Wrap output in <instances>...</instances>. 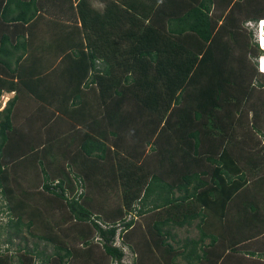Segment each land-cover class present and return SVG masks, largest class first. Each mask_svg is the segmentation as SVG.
Returning <instances> with one entry per match:
<instances>
[{"label": "trees", "instance_id": "1", "mask_svg": "<svg viewBox=\"0 0 264 264\" xmlns=\"http://www.w3.org/2000/svg\"><path fill=\"white\" fill-rule=\"evenodd\" d=\"M263 5L0 0V96L15 93L0 110L7 242L24 228L38 240L32 248L27 241L16 245L17 264H75L76 255L95 254L91 230L63 237L72 231L62 228L70 217L90 221L117 264H126L122 248L114 245L117 233L139 257L148 253L149 264H175L166 242L173 236L169 228L195 220L198 237L183 242L188 264L208 259L214 244L209 264L238 251L244 224L237 223L239 215L230 217L231 206L242 214L235 195L264 188V73L254 82L256 64L245 74L244 56L233 49L246 46L244 32H253L245 22L264 19ZM91 184L118 185L119 206L94 214L102 208L91 211L92 199L83 197ZM36 193L41 199L34 203ZM48 207L61 209L56 220L40 217ZM132 212L146 221L154 216L151 227L163 237L168 263L150 252L158 242L147 229L130 241L138 224ZM35 221L48 228L32 231ZM41 242L51 251L39 248ZM4 251L0 264H13L10 249Z\"/></svg>", "mask_w": 264, "mask_h": 264}, {"label": "rangeland", "instance_id": "2", "mask_svg": "<svg viewBox=\"0 0 264 264\" xmlns=\"http://www.w3.org/2000/svg\"><path fill=\"white\" fill-rule=\"evenodd\" d=\"M99 7H101V4H98V8ZM261 17H263V16H261ZM260 18H258L257 20H247L245 22V24L251 28ZM252 29H254V32L252 31L253 32L252 34H250L251 32L248 30V28L244 32L245 38L243 37L242 42L246 43V46H243L242 49H240V50H239V47H235L233 49V52L235 54L239 53L238 54L239 56H237V57H240L241 54L244 56V57L243 56L242 57L244 58L245 62L247 63L246 67L244 66V71H246L245 74H247L250 71L251 66L256 64L255 66L257 67V64H258L257 63V56L261 53V51L258 52L256 47L254 46V39H256L257 34L255 31L256 28L254 27ZM234 65L235 66L237 65L236 62L234 63ZM262 68L264 69L263 66H262ZM257 71H258L257 74L252 75L254 77L252 79L254 82L256 80H259V79L261 80V78H263L260 71L258 69H257ZM258 92H256V93H258ZM256 93H255V97H256ZM260 95H261V93L259 92V94H258L259 98H260ZM10 96H11L10 94L5 95V97L3 98V101L7 100ZM0 106H2V105L0 104ZM248 112H249V114L247 116L249 119V116L251 115V110ZM261 117H262V123L261 124H263L264 123V112H262ZM36 128L38 129V127H36ZM260 128L262 131H264V127H260ZM123 135L125 136V134H123ZM129 136H131V134ZM258 139H259V141L261 140L260 138H258ZM262 140H264V139H262ZM259 143L261 144V142H259ZM263 146H264V144H263ZM21 170L24 171L23 169H21ZM21 170H19V171H21ZM30 176L32 177L31 178L32 181L36 180V174L34 173V170ZM38 188L40 189V187H38ZM262 189L263 190H260V191L257 190L256 191L251 187V188L245 189V191L243 190L241 197L235 195V201L234 202L239 203L240 209H242V214L239 213L237 208H235L234 206H231V208L233 207L235 210H233V209L231 210L230 217H233V219H234L237 215H239L238 221L236 220L237 223L239 221H245V223L241 222V224H244V226H241V230H240L241 232H239V237H238L239 241H238V245H236L238 251L241 249H247L249 247H252V249H254V250H256V249L261 250L257 246L260 245L261 240H264V224H263V221H260V219L264 217V188H262ZM120 191L121 190H120L118 185H114V187L111 188V187H107L105 185H99V186L94 185V186H92V184H91L90 186H88V189L86 188V191L84 189L83 197H85L87 199H92V202L88 206L91 211L99 209V207L102 208L99 212H94V214H99L100 215L99 217H101V215H102L101 213H102L104 208L114 210L115 208H117L119 206L120 200H118V195H119ZM32 196H33L32 199H33L34 203L36 202L34 200L37 199L39 202V199H41L40 193H36ZM69 196H70V194H69ZM236 197H237V199H236ZM33 202L31 201V203H33ZM250 204L255 208L254 210H249ZM4 206H5V201H4L3 197L0 195V254L4 251V249L9 248L10 251L9 252L6 251V254L8 256L12 255L13 264H17L16 259H17V255L19 253L16 250V245H18L19 242L21 243V245H24L25 244L24 241H27V244H26L27 247L32 248L33 243L37 242L38 240H37V238L30 236L28 231L24 228L18 237H16V236L13 237L12 243H8L7 242L8 230H7V226H6L7 217H6V213L3 211ZM37 206H41L40 203ZM37 206H36V208H37ZM48 208H43L42 214L40 215V217H46V214H48L47 215L48 219L56 220L58 218V215L56 214V212L60 211L61 209L50 208V207H48ZM52 212H54V214H56L55 218L53 217ZM64 212L66 213L67 211H64ZM132 214H134V213L132 212ZM132 216L138 222V224H137V228L135 230H132L130 241L132 242L137 237L139 238V235L140 234L142 235V231L147 229L146 234L148 237H150V240L153 241V238H154V239H157V242H158V245H156L155 242H152L153 247H152L150 252H153L154 255L159 254L161 257L160 260L163 263L164 262L168 263L170 255L167 254V251L165 250L166 245L164 244L165 246H163V245L160 246V243H159V239H161L163 237L157 236L155 234V231L151 227L154 216L150 217L148 219L146 218L147 221L144 219L145 218L144 216L141 217V216H138L135 214ZM70 218H69L68 222H66L63 225V226H68V227H62V226L61 227L67 228V229L70 228V229H72V231H70L67 234L68 236L65 235L63 237L70 240L71 234L75 231L78 234V232H80V230L81 231L82 230H84V231L91 230L92 234L89 237V239L92 236L94 237L92 239V241L95 243V246L93 248V252L95 254H97V256H99V257H97L95 254L90 255L88 253L87 254L86 253L85 254L84 253L78 254L74 257L75 264H98V262L100 260H102L100 258V256H104V264H116L115 263L116 261L104 252L103 246H102V241L98 237L95 229L92 227L91 222L90 221L75 222L73 219H70ZM94 218H96V217H94ZM125 219L126 220L130 219V214H128L125 217ZM233 219H231L230 222ZM25 220H27L26 217H25ZM45 220H47V219L45 218ZM51 222H50V225L52 226L51 229L53 231L52 233L54 234L56 229H54L53 224H51ZM197 222H198V220H195V221H193V223L191 225H184L182 227L176 226L174 228H171V227L169 228L171 230V234H173V236L172 237L171 236L166 237L167 238L166 242H168L174 248L173 249L174 253H172V254L174 255V263L175 264H188L182 256L183 252H187L186 248H184V246H183V242L186 238L191 239V238H197L198 237V229L196 227ZM249 222H250V225H248ZM101 223L104 224V222H101ZM80 226H81V229H78V228H80ZM71 227H73V228H71ZM134 227H135V225H134ZM47 228H48V225L46 224V222L43 223V221L40 223L35 221L34 224L31 226V230L34 232H36V231L39 232L40 230L43 232ZM152 235H153V237H152ZM22 236H24L23 241H21V238H20ZM73 236H74V234H73ZM74 239L77 240L76 237ZM75 240H71V241L76 242ZM115 241H116L115 244L118 245L119 247H122V249L124 250L123 251L124 256L122 258L123 259L122 262H124L126 264H133L134 263L133 258H135L137 255L139 257L140 254L133 252L127 244H124L123 238L119 237L118 234H116ZM43 242H41V244H39V248H41V247L45 248L43 245ZM208 242H209V240L205 239V244H208ZM44 243H46V242H44ZM75 245H76V247L79 246V248H80L82 246V243L80 241H77V243H75ZM137 246H138L137 250L141 251L140 250V244H138ZM217 246L218 245H216V244L211 246L208 250L209 251V258L206 260L203 259L200 261V263H197V264H209L213 258L212 252L214 250H216ZM20 247H22V246H20ZM83 247H85V246H83ZM45 251H46V253L50 252L51 251V245H48L45 248ZM198 251L201 253L200 250H198ZM238 251L233 252L232 255H225L224 259H220V260H222V262L221 261H218V262H221V264H236L237 258H238L237 256L239 255ZM11 253H13V254H11ZM143 256L141 255V257H139V261L137 264H149L148 253L146 254V256H144V257ZM248 258L249 259L247 261H251V263H249V264H252L253 261L256 262V260L253 259V257L251 255ZM68 264H72V261L69 262ZM239 264H245V263H243L240 260Z\"/></svg>", "mask_w": 264, "mask_h": 264}, {"label": "crops", "instance_id": "3", "mask_svg": "<svg viewBox=\"0 0 264 264\" xmlns=\"http://www.w3.org/2000/svg\"><path fill=\"white\" fill-rule=\"evenodd\" d=\"M42 14V13H41ZM46 17H47V19H48V17L49 16H47L46 15ZM49 20V19H48ZM46 26V25H45ZM47 28V27H46ZM13 29V28H12ZM48 30H49V28H47ZM7 94H10L11 96L7 99V100H5V101H3V98L5 97V95H7ZM14 91H10V92H7V91H3L2 92V94H1V96H0V104L2 105V106H0V110L1 109H3L4 107H5V105H6V103H7V101H9L13 96H14ZM25 107V106H24ZM35 107L36 106H34V105H32V108H31V111H33L34 109H35ZM19 110H20V107L18 108ZM30 111V112H31ZM255 208L250 204L249 205V210H254ZM263 219V220H262ZM260 221H263V224H264V217L263 218H261L260 219ZM241 222H243V223H245V221H240V223ZM238 224H239V222H238ZM248 225H250V222L248 223ZM258 248H260L261 250H258V249H256V250H254V249H252V247H249V248H247V249H241V250H239L238 251V253H239V255L237 256L238 258H237V263L236 264H239V261L238 260H241L243 263H245V264H249V263H251V261H247L249 258L248 257H250V255L253 257V259H255L256 260V262H254L253 261V263L254 264H263V263H260V261L262 262V260L264 259V240H261L260 241V245L259 246H257ZM256 255V256H255ZM258 261V262H257ZM252 263V264H253Z\"/></svg>", "mask_w": 264, "mask_h": 264}, {"label": "clouds", "instance_id": "4", "mask_svg": "<svg viewBox=\"0 0 264 264\" xmlns=\"http://www.w3.org/2000/svg\"><path fill=\"white\" fill-rule=\"evenodd\" d=\"M262 23H263V19H259L250 29L254 32V29H252V28H254V27L256 28L255 31H256V34H257L256 36L257 37H256V39H254V42H256V44L258 45V47L262 50V52L257 56V63H258L257 64V67H258L257 69L261 73H264V71L261 69L262 63H263L262 59L264 58V31H262V29H261ZM117 234L119 236V233H117ZM115 243H116V241L114 242V245H116ZM116 246H118V245H116ZM116 264H117V262H116Z\"/></svg>", "mask_w": 264, "mask_h": 264}, {"label": "bare ground", "instance_id": "5", "mask_svg": "<svg viewBox=\"0 0 264 264\" xmlns=\"http://www.w3.org/2000/svg\"><path fill=\"white\" fill-rule=\"evenodd\" d=\"M261 26H262L261 27L262 31H264V19H263V23ZM262 61H263L262 66L264 67V58L262 59ZM261 69L264 70L262 67H261Z\"/></svg>", "mask_w": 264, "mask_h": 264}]
</instances>
